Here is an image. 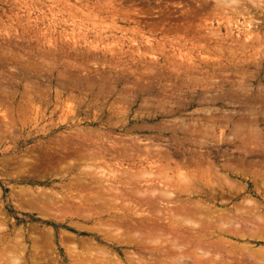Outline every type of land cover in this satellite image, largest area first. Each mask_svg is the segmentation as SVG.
<instances>
[{"label":"rangeland","instance_id":"obj_1","mask_svg":"<svg viewBox=\"0 0 264 264\" xmlns=\"http://www.w3.org/2000/svg\"><path fill=\"white\" fill-rule=\"evenodd\" d=\"M262 249L264 0H0V264Z\"/></svg>","mask_w":264,"mask_h":264},{"label":"bare ground","instance_id":"obj_2","mask_svg":"<svg viewBox=\"0 0 264 264\" xmlns=\"http://www.w3.org/2000/svg\"><path fill=\"white\" fill-rule=\"evenodd\" d=\"M254 2V1H253ZM253 4V3H252ZM254 112V111H253ZM66 163V162H65ZM73 163V162H72ZM77 163V162H76ZM74 164V163H73ZM69 165V164H68ZM63 167V166H62ZM71 168V167H70ZM93 168V167H92ZM62 169V168H61ZM211 170V169H210ZM66 171H68V170H66ZM89 171V170H88ZM201 171V170H200ZM94 173H95V171H94ZM212 173V172H211ZM99 174V173H98ZM183 174V173H182ZM186 174H187V172H186ZM205 175V174H204ZM107 176V175H106ZM184 176V175H183ZM215 176V175H214ZM179 177V176H178ZM191 177V176H190ZM180 178V177H179ZM182 178H184V177H182ZM186 179V178H185ZM188 180V179H187ZM221 180V179H220ZM184 181V180H183ZM195 183V182H194ZM195 187V186H194ZM191 188V187H190ZM171 193V192H170ZM167 196V195H166ZM170 197V196H169ZM172 197V196H171ZM174 198V197H173ZM50 209V208H49ZM201 210V209H200ZM205 211V210H204ZM198 214V213H197ZM210 216V215H209ZM203 217V216H202ZM211 217V216H210ZM207 218V217H206ZM175 219V218H174ZM187 220V219H186ZM220 220V219H219ZM191 221V220H190ZM213 221V220H212ZM261 221V220H260ZM214 222H215V220H214ZM211 223V222H210ZM227 223H228V221H227ZM227 223H225V225L227 224ZM193 224V223H192ZM243 224V223H242ZM172 225V224H171ZM197 225V224H196ZM200 225V224H199ZM212 225H214V224H212ZM112 228V227H111ZM242 229V228H241ZM242 230H244V229H242ZM111 231V230H110ZM115 231V230H114ZM248 231V230H247ZM118 232V231H117ZM117 232H112V233H117ZM204 235V234H203ZM205 235H206V233H205ZM208 236V235H207ZM243 250V249H242ZM256 252V251H255ZM261 252V253H260ZM212 253V252H211ZM258 253V254H257ZM257 253H255V254H257L258 256H260L259 257V259L261 258V256H264V249H262V250H260V251H258L257 250ZM205 255H206V253H204ZM213 254V253H212ZM216 254V253H215ZM217 254H219V253H217ZM249 255H250V253H248ZM248 254L247 255H245V256H247V257H249L248 256ZM253 253H251V255H252ZM255 254H253V255H255ZM256 255V256H257ZM180 256V255H179ZM210 255H208V257H209ZM214 256V255H213ZM11 257H13V256H11ZM180 257H182V256H180ZM180 257H176L177 259L176 260H179V259H181ZM211 257V256H210ZM214 257H217V256H214ZM213 257V258H214ZM244 257V256H243ZM14 259H16V257L14 256L13 257ZM12 258V259H13ZM14 259H13V261H14ZM45 259V258H44ZM43 259V260H44ZM264 259V258H263ZM217 260H219V259H217ZM16 261V260H15ZM41 262V261H40ZM244 262V261H243ZM211 263H213V262H211ZM223 263V262H222ZM219 264V263H218ZM221 264V263H220ZM223 264H225V263H223Z\"/></svg>","mask_w":264,"mask_h":264}]
</instances>
